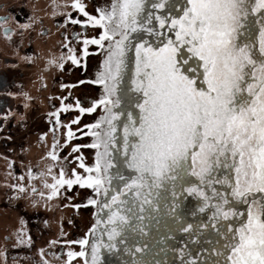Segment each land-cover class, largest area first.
<instances>
[{
    "label": "snow or ice",
    "instance_id": "obj_1",
    "mask_svg": "<svg viewBox=\"0 0 264 264\" xmlns=\"http://www.w3.org/2000/svg\"><path fill=\"white\" fill-rule=\"evenodd\" d=\"M71 2L87 18L73 23L101 29L81 55L107 54L91 81L100 98L74 106L103 110L84 125L95 162L74 157L88 175L61 170L46 185L49 198L63 184L96 195L91 252L85 234L68 259L104 264L103 249L118 264H264V0H110L98 15Z\"/></svg>",
    "mask_w": 264,
    "mask_h": 264
},
{
    "label": "flooded vegetation",
    "instance_id": "obj_2",
    "mask_svg": "<svg viewBox=\"0 0 264 264\" xmlns=\"http://www.w3.org/2000/svg\"><path fill=\"white\" fill-rule=\"evenodd\" d=\"M80 2L98 15L96 9L110 0ZM85 19L71 0H0V264H84L83 257L68 259L69 251L81 250L68 242L85 234L89 240L96 206L87 199H96L95 192L63 184L49 198L46 185L61 170L65 179L73 169L88 175L74 157L95 162L96 149L87 147L93 137L84 125L95 123L103 110L97 106L81 114L74 106L79 101L89 107L100 98L102 86L91 81L107 50L89 44L88 55H81L83 40L101 31L72 22ZM72 55L80 63L73 64ZM61 103L73 107L64 110ZM76 116L80 119L70 123ZM69 129L73 136L65 144ZM73 145L80 148L73 152Z\"/></svg>",
    "mask_w": 264,
    "mask_h": 264
},
{
    "label": "water",
    "instance_id": "obj_3",
    "mask_svg": "<svg viewBox=\"0 0 264 264\" xmlns=\"http://www.w3.org/2000/svg\"><path fill=\"white\" fill-rule=\"evenodd\" d=\"M103 199V193L101 194V197H100V200L102 201ZM96 213H99V210L96 209ZM98 217H94V223L96 222V219ZM97 239H101V237L99 235H97ZM103 239H107V237H103ZM92 240V234L90 233V236H89V244H88V253L91 252V248H90V242ZM101 252H102V255H101V260L104 262V264H118V261H117V257L113 254H110L108 253L107 251L101 249ZM91 257L89 256V259Z\"/></svg>",
    "mask_w": 264,
    "mask_h": 264
}]
</instances>
